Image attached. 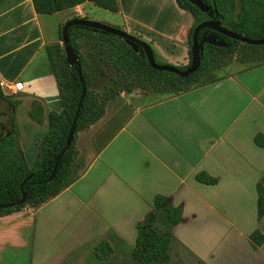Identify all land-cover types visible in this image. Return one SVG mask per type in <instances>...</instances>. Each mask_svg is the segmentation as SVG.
I'll list each match as a JSON object with an SVG mask.
<instances>
[{"label": "crops", "instance_id": "1", "mask_svg": "<svg viewBox=\"0 0 264 264\" xmlns=\"http://www.w3.org/2000/svg\"><path fill=\"white\" fill-rule=\"evenodd\" d=\"M116 2L115 12L86 1L38 14L32 0H0V80L22 83L16 93L1 88L8 98H0V124L11 133L16 122L29 164L48 113L62 108L45 46L62 45L59 27L74 15L146 41L166 64L190 63L193 17L176 0ZM34 101L43 106V123L28 114ZM109 103L82 130L88 141ZM258 133L264 135V63L137 104L97 150L88 151L71 185L38 207L0 216V264H84L86 248L92 264H139L131 256L137 222L153 210L156 225L168 227L165 212L153 208L156 195L181 208L169 252L180 247L199 264H264V241L255 245L250 238L255 231L264 236V214H257V185L264 179ZM199 173L216 182L198 181ZM102 240L111 246L106 258L94 251Z\"/></svg>", "mask_w": 264, "mask_h": 264}, {"label": "trees", "instance_id": "2", "mask_svg": "<svg viewBox=\"0 0 264 264\" xmlns=\"http://www.w3.org/2000/svg\"><path fill=\"white\" fill-rule=\"evenodd\" d=\"M86 1H91L103 9L117 11L116 0H32L38 14H53ZM203 1L215 6L218 20L225 28L251 39L264 38V0ZM176 2L193 17V25L188 34L190 47L193 29L199 23L209 20L210 16L189 0ZM73 18L78 16L74 15ZM62 27L63 25L59 27L60 37ZM206 32L216 34L217 38L222 39L228 46L205 43L199 68L183 77L153 69L144 52L135 51L123 38L91 27L70 26L68 36L77 55L86 91L78 111L72 143L62 154L57 170L49 182L45 180L50 176L55 160L65 145L82 85L76 68L66 61L63 46L59 43L47 44L45 50L56 79L62 108L60 111L48 113L47 129L38 142L32 164L27 162L21 147L16 122L13 121L11 124V133L3 135L0 130V203L16 202L21 198L22 191L26 192L25 202L0 208V216L26 206L38 207L59 194L80 176L83 169H79L77 160L78 149L75 146L77 133L97 122L104 115L108 101L118 98L121 92H131L139 88L170 96L216 81L223 75L216 76L213 72L220 69L231 54H235L236 60L240 63L252 65L264 63V44L243 43L208 28L201 29L198 38ZM154 59L158 64H166L155 56ZM189 64L176 67L184 70ZM0 98H8L3 94L1 87ZM12 104L16 107V102ZM28 114L36 122L43 123V106L40 102L34 101ZM255 142L264 148V135L258 133ZM196 179L208 184L216 182L215 178L203 173L197 174ZM257 191V214L260 218L264 214V179L258 182ZM153 208L165 212L168 227L162 232L157 230L152 212H147L144 218L137 222V236L131 249V256L140 264L153 262L164 264L170 260L172 227L181 220V208L167 202L166 197L156 195ZM250 238L255 245L264 241V236L257 231L253 232ZM94 251L99 258H106L111 253V246L102 240Z\"/></svg>", "mask_w": 264, "mask_h": 264}, {"label": "water", "instance_id": "3", "mask_svg": "<svg viewBox=\"0 0 264 264\" xmlns=\"http://www.w3.org/2000/svg\"><path fill=\"white\" fill-rule=\"evenodd\" d=\"M189 1L192 2L193 4H195L196 6H198L203 12H206L210 16V19L199 23L193 29L192 38H191V46H190V53H191L190 64L184 70L178 69L175 65L156 63L155 59H154L153 52H152V48L146 41H143L140 38H138L132 34H129L126 31L121 30L115 26L105 24V23L100 22V21H96V20H92V19H88V18H81V17L69 19L63 24V27L61 30V43H62V46L64 49L66 61L70 66H74L76 68L80 83L82 85V89H81L80 98H79L78 103H77V108H76L72 123L70 125L69 131H68V134H67V137L65 140V145L60 150V152H59V154L55 160L53 170H52L50 176L45 180V182H49L53 178V176L57 170L58 163L60 161L62 154L66 150H68V148L70 147V145L72 143L74 132H75V125H76V119H77L78 111L80 109V106L82 104V101H83L84 95H85V91H86V87H85L83 77H82V73H81V68H80L78 61H77V55L75 53L74 47L71 45L70 37L68 36V28L70 26L81 25V26H85V27H91L93 29H98V30H101L104 32L114 34L120 38H123L127 41V43L135 51L142 50L144 52V54L148 60L149 65L153 69L159 70V71L172 72V73H175V74H177L179 76H183V77L190 75L191 73H193L194 71H196L199 68L200 61H201V54H202L203 46L205 43L216 45V46H228V44H226L222 39H218L217 35L214 33H207L206 32L200 38H198V32L203 28L211 29V30L218 32V33H221L227 37H230V38H233L236 40H240L243 43L255 44V45L264 44V38L251 39V38L244 36L241 33L233 32V31L225 28L224 26H222L220 21L218 20L217 10H216L214 5L207 4L203 0H189ZM29 177L30 176H28V178ZM24 183H25V181L21 184V186H20L21 188H22ZM25 200H26V192L22 191L21 198L18 201L8 202V203H0V208H8V207H11V206L16 205V204H22L23 202H25Z\"/></svg>", "mask_w": 264, "mask_h": 264}, {"label": "rangeland", "instance_id": "4", "mask_svg": "<svg viewBox=\"0 0 264 264\" xmlns=\"http://www.w3.org/2000/svg\"><path fill=\"white\" fill-rule=\"evenodd\" d=\"M243 65L252 64L240 63L236 60L235 54H231L226 58L220 69L214 71L213 74L216 76L228 74L231 73L235 68L241 67ZM163 96L167 95H161L157 92L136 88L131 92L123 91L118 98H115V100H111L110 103L108 102L109 105L107 109V115L103 119V121L98 124V128L94 131L95 133L93 135V141H88L89 136L85 135L87 133H82V130L78 131L77 133L75 146L78 149L77 160L79 162V169L82 170L83 167H85L87 158L86 154L88 153V151L92 149L93 146L94 150H97L110 136V134L117 128V126L126 118V116L135 108L137 104L145 101H152L154 99H160L163 98ZM164 223L166 222L164 221ZM157 227L160 232L166 229L165 225L161 227L160 222L157 224ZM91 251L89 248L83 250V253H86L84 255L86 257L84 260L85 262L83 261L84 264H92V262H90L91 260H93ZM170 253L172 254V258L168 264H199L192 254L181 250L180 247L173 246L172 250H170ZM96 264L106 263L103 262Z\"/></svg>", "mask_w": 264, "mask_h": 264}, {"label": "built area", "instance_id": "5", "mask_svg": "<svg viewBox=\"0 0 264 264\" xmlns=\"http://www.w3.org/2000/svg\"><path fill=\"white\" fill-rule=\"evenodd\" d=\"M0 87L6 89L7 93H16L20 91L22 88L21 82H14V83H5L3 80H0Z\"/></svg>", "mask_w": 264, "mask_h": 264}, {"label": "flooded vegetation", "instance_id": "6", "mask_svg": "<svg viewBox=\"0 0 264 264\" xmlns=\"http://www.w3.org/2000/svg\"><path fill=\"white\" fill-rule=\"evenodd\" d=\"M0 130H2V132H4V134L6 135V134H9V131H8V128H7V126H5V125H2V124H0ZM1 132V133H2ZM148 212H152L153 213V215H154V217H155V226H156V228H157V230H158V227H157V225H156V220H157V213H155V211H153V210H150V211H148ZM167 229V228H166ZM165 229V230H166ZM170 249V248H169ZM169 255H170V252H169ZM170 261V260H169ZM169 261L168 262H166V263H164V264H167V263H169ZM138 262V261H137ZM139 263V262H138ZM153 263H155V262H153ZM153 263H151V264H153ZM140 264V263H139ZM155 264H159V263H155Z\"/></svg>", "mask_w": 264, "mask_h": 264}]
</instances>
